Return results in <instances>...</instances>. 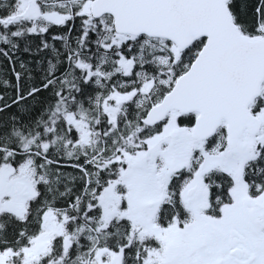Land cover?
I'll list each match as a JSON object with an SVG mask.
<instances>
[{"label":"snow or ice","instance_id":"snow-or-ice-1","mask_svg":"<svg viewBox=\"0 0 264 264\" xmlns=\"http://www.w3.org/2000/svg\"><path fill=\"white\" fill-rule=\"evenodd\" d=\"M0 264H264V0H0Z\"/></svg>","mask_w":264,"mask_h":264}]
</instances>
